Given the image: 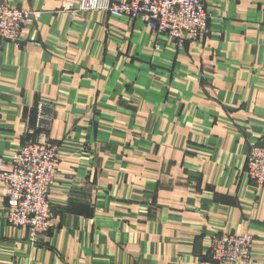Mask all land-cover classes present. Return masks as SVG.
Listing matches in <instances>:
<instances>
[{"label": "crops", "instance_id": "obj_1", "mask_svg": "<svg viewBox=\"0 0 264 264\" xmlns=\"http://www.w3.org/2000/svg\"><path fill=\"white\" fill-rule=\"evenodd\" d=\"M0 1L40 11L18 45L0 39V158L34 141L59 162L34 242L2 218L0 182V264H238L208 255L223 232L252 234L240 264H264V184L246 175L264 146V0H204L182 49L139 19Z\"/></svg>", "mask_w": 264, "mask_h": 264}, {"label": "built area", "instance_id": "obj_2", "mask_svg": "<svg viewBox=\"0 0 264 264\" xmlns=\"http://www.w3.org/2000/svg\"><path fill=\"white\" fill-rule=\"evenodd\" d=\"M61 10L75 20L86 11H102L109 16L139 19L177 49L200 39L208 24L204 0H66ZM40 11L18 8L0 1V39L19 44L24 26L36 23ZM46 118L39 115L37 127ZM59 166L55 146L24 142L9 161L0 158V182L5 205L2 218L7 224L24 229L32 242L52 227L50 188ZM246 175L264 184V146H252L246 155ZM254 238L250 233L223 232L210 237L207 252L216 263L248 262Z\"/></svg>", "mask_w": 264, "mask_h": 264}]
</instances>
